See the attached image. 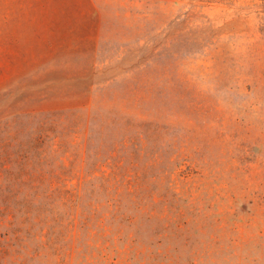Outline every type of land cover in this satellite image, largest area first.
Wrapping results in <instances>:
<instances>
[{"label":"rangeland","instance_id":"1","mask_svg":"<svg viewBox=\"0 0 264 264\" xmlns=\"http://www.w3.org/2000/svg\"><path fill=\"white\" fill-rule=\"evenodd\" d=\"M0 264H264V0H0Z\"/></svg>","mask_w":264,"mask_h":264}]
</instances>
